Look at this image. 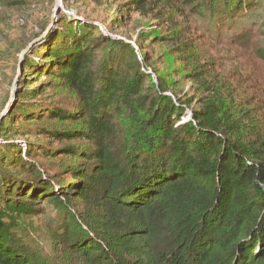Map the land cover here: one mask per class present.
Segmentation results:
<instances>
[{
	"label": "trees",
	"instance_id": "1",
	"mask_svg": "<svg viewBox=\"0 0 264 264\" xmlns=\"http://www.w3.org/2000/svg\"><path fill=\"white\" fill-rule=\"evenodd\" d=\"M169 1L191 6L199 0ZM224 1L234 12L250 5ZM150 2L163 17L164 0L131 5L139 11ZM167 17L177 27L181 61L191 66L193 96L170 90L132 48L127 54L125 43L113 46L92 24L52 32L37 47L45 48L38 63L25 57L23 71L53 79L74 102L45 115L40 108V114L26 110L23 117H46L40 131L51 143L85 140L89 148L44 149L43 158L80 159L76 166L60 161L63 170L22 162L29 169L23 180L0 173V264L51 263L13 232L21 216L41 211L40 201L65 210L61 245L80 264H264L262 107L249 100L253 95L245 97L240 79L242 92L213 63L199 61L193 40L182 34L185 21ZM254 54L264 63V48ZM45 87L41 83L31 96ZM49 121L57 125L47 129ZM16 147L8 151L28 159L34 153ZM64 175H70L66 182Z\"/></svg>",
	"mask_w": 264,
	"mask_h": 264
},
{
	"label": "rangeland",
	"instance_id": "2",
	"mask_svg": "<svg viewBox=\"0 0 264 264\" xmlns=\"http://www.w3.org/2000/svg\"><path fill=\"white\" fill-rule=\"evenodd\" d=\"M164 1L160 9L165 14L160 17L159 9L152 7L154 2L136 11L131 5L132 0H60V9H63L54 19L46 37L55 30L70 32L69 27L76 26V22L95 25L114 40L113 46L125 43L127 54H132L129 50L132 48L139 55L140 62L149 66L148 73L155 79L161 76L166 84L171 85L170 90L193 96L195 85L189 77L191 66L181 61L179 42L174 37L177 27L167 17L172 14L175 21H185L182 34L193 40L195 57L201 62L213 63L218 73L230 78L235 89L242 92L244 87L238 86L235 81L240 79L246 87L245 97L253 95L254 98L249 100L261 105V114H264V63L254 54L256 49L264 48V0H249V7L239 12L226 8L224 0H199L191 6L184 2ZM56 4L57 0H4L0 3V114L10 102L9 112L0 124V173H8L21 180L29 173L22 162L36 168L41 166L44 170L56 165L52 172L80 163L79 158L72 160L66 156L43 158L44 149H60L75 144L80 152H88L89 148L85 140L68 142L67 145L51 143L52 139L40 131V127L48 124L46 117L41 120H26L23 117L26 110H35L37 114L43 111L45 115L52 106L68 109L74 102L69 92L53 85L56 83L53 79L30 69L19 71L22 51L49 29ZM66 11L74 13L75 17ZM38 46L34 48V53L26 55L30 64L40 62V55L45 51L42 47L37 49ZM106 54L102 56L101 53L98 58L102 59ZM43 82L45 90L32 97V91ZM12 92H15L13 98ZM194 107L196 102L192 103L191 108ZM190 113L187 110L185 118H189ZM55 124L56 121H49L46 128L51 129ZM12 145L20 150L27 145L34 153L28 159L24 154H16L17 150L8 151ZM6 156L11 163L7 162ZM60 161L63 166L57 165L61 164ZM64 176H67L66 182L70 175ZM38 204H41L37 205L41 211L21 216L19 226L13 232L50 264H80L79 257H71L61 245L63 239L60 234L67 224L65 210L49 201Z\"/></svg>",
	"mask_w": 264,
	"mask_h": 264
},
{
	"label": "water",
	"instance_id": "3",
	"mask_svg": "<svg viewBox=\"0 0 264 264\" xmlns=\"http://www.w3.org/2000/svg\"><path fill=\"white\" fill-rule=\"evenodd\" d=\"M60 0H57V4L55 5V8L53 10V14H52V23L51 26L49 27V29L39 38L35 39L34 41H32L21 53L20 55V60H19V71L22 72L23 71V64L25 61V57L26 55L30 54L33 49L40 45L47 37L48 31L50 30V28L53 26L54 24V19L57 17V15L60 12ZM19 72V73H20ZM15 96V92H12L11 94V98H13ZM9 107H10V102L7 105L6 109L0 114V124L3 121L4 117L6 116V114L9 112Z\"/></svg>",
	"mask_w": 264,
	"mask_h": 264
},
{
	"label": "built area",
	"instance_id": "4",
	"mask_svg": "<svg viewBox=\"0 0 264 264\" xmlns=\"http://www.w3.org/2000/svg\"><path fill=\"white\" fill-rule=\"evenodd\" d=\"M62 9H63V8H62ZM67 14H68V15H71V16H73V17H75L74 13H71V14H70L69 12H67Z\"/></svg>",
	"mask_w": 264,
	"mask_h": 264
}]
</instances>
